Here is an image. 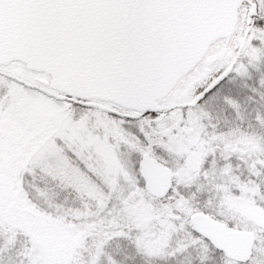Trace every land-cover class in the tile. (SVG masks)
Returning <instances> with one entry per match:
<instances>
[{
	"label": "snow or ice",
	"instance_id": "obj_1",
	"mask_svg": "<svg viewBox=\"0 0 264 264\" xmlns=\"http://www.w3.org/2000/svg\"><path fill=\"white\" fill-rule=\"evenodd\" d=\"M0 264H264V0H0Z\"/></svg>",
	"mask_w": 264,
	"mask_h": 264
}]
</instances>
